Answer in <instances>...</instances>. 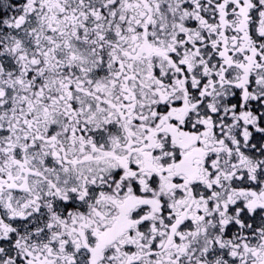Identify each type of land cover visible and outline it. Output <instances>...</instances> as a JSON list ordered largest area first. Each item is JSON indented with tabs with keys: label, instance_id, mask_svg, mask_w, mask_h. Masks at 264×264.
<instances>
[{
	"label": "snow or ice",
	"instance_id": "obj_1",
	"mask_svg": "<svg viewBox=\"0 0 264 264\" xmlns=\"http://www.w3.org/2000/svg\"><path fill=\"white\" fill-rule=\"evenodd\" d=\"M0 264H264V0H0Z\"/></svg>",
	"mask_w": 264,
	"mask_h": 264
}]
</instances>
